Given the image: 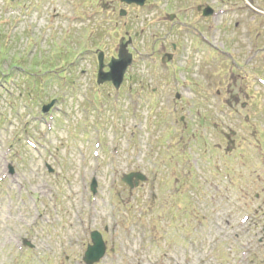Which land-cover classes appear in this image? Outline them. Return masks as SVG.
I'll return each instance as SVG.
<instances>
[{"label": "rangeland", "instance_id": "374dc122", "mask_svg": "<svg viewBox=\"0 0 264 264\" xmlns=\"http://www.w3.org/2000/svg\"><path fill=\"white\" fill-rule=\"evenodd\" d=\"M263 225L264 0H0V264H84L93 230L96 264H263Z\"/></svg>", "mask_w": 264, "mask_h": 264}, {"label": "water", "instance_id": "95a60500", "mask_svg": "<svg viewBox=\"0 0 264 264\" xmlns=\"http://www.w3.org/2000/svg\"><path fill=\"white\" fill-rule=\"evenodd\" d=\"M145 0H120V2L125 4H135L137 6H142L144 4ZM124 12H121V15H123ZM211 14V11L209 9H205L203 11V15L207 16ZM130 44V41H128L125 44H122L119 46V49L117 51V58H111L109 63L106 65L109 69L108 72H104L103 69L105 67L103 63V55L100 53L98 55V72H97V84H102L104 82H111L113 87L115 89H118L119 86L122 83L123 76L126 72V69L131 64L132 56L127 51V46ZM49 106L44 107L43 111L45 112ZM145 176L140 173H130L127 175H124L122 177V181L128 185L130 188H133L134 186H137L138 183L141 181H145ZM95 181L93 180L91 183V191L95 192ZM264 231V227H263ZM91 239V245L87 246L86 252L84 254L83 261L85 264H93L94 262L99 261V259L104 254V243L102 241L101 235L97 232H92L90 234Z\"/></svg>", "mask_w": 264, "mask_h": 264}, {"label": "flooded vegetation", "instance_id": "af4514ba", "mask_svg": "<svg viewBox=\"0 0 264 264\" xmlns=\"http://www.w3.org/2000/svg\"><path fill=\"white\" fill-rule=\"evenodd\" d=\"M263 235H264V234H262V236H263ZM261 241H262V238L259 239V244L262 243ZM262 245H264V243H263ZM263 264H264V263H263Z\"/></svg>", "mask_w": 264, "mask_h": 264}]
</instances>
